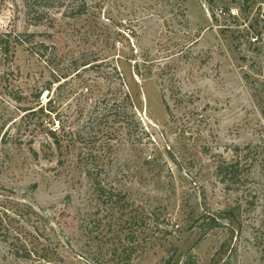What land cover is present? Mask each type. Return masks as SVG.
I'll return each mask as SVG.
<instances>
[{"label":"rangeland","instance_id":"rangeland-1","mask_svg":"<svg viewBox=\"0 0 264 264\" xmlns=\"http://www.w3.org/2000/svg\"><path fill=\"white\" fill-rule=\"evenodd\" d=\"M87 1L74 19L0 0V37L13 47L9 56L0 47V204L33 206L43 236L27 240L49 257H21L17 241L0 236V264H118L123 247H133L130 264H160L175 251L177 264H264V49L241 50L244 22L219 14L242 0ZM245 2L248 23H258L264 0ZM54 73L66 77L47 91ZM102 97L112 110L95 108ZM50 98L54 125L38 109ZM237 158L249 171L229 189L216 166ZM87 170L143 220L120 221ZM229 208L239 221L201 230L204 214Z\"/></svg>","mask_w":264,"mask_h":264},{"label":"trees","instance_id":"trees-1","mask_svg":"<svg viewBox=\"0 0 264 264\" xmlns=\"http://www.w3.org/2000/svg\"><path fill=\"white\" fill-rule=\"evenodd\" d=\"M25 6L30 10L37 11V14L40 13L41 17L43 15H47L50 12L51 8H56V10L63 11L62 15L70 18H80L87 14L89 11V3L87 0H23ZM43 44V43H42ZM43 46H47L43 44ZM0 47L3 50V52L9 56V54L12 53V43L10 41V38L7 34H4L0 37ZM149 71H145L141 73L139 70H137V75H141L143 78L144 76L148 75L152 72V64L148 66ZM114 75L120 77L121 73L118 68V65H113V72ZM55 80L48 83V85L45 87L47 91H51L53 89V84H56L57 88L61 87V80L62 78H65V74L62 75L60 73H54ZM41 96V93L38 95V97ZM126 101L128 104H132V95L130 91L126 93ZM17 101H21L22 97L21 95H17L14 97ZM107 98H103L98 100L95 104V108H97L99 105L104 104V108L106 110H112L115 104L107 105ZM49 105L43 104L41 102L38 103L39 110L43 111L49 119L50 122L52 121L53 125L55 124L56 118H52L55 114V116H58V112L55 111L51 107L52 98L49 99L47 102ZM109 104V103H108ZM37 109V110H38ZM24 111H30L35 112L34 107H25L23 109ZM109 113H102L101 115L97 116V120L108 118ZM59 117V116H58ZM59 123L61 120L59 119ZM57 128L53 127L51 128L47 133L49 136L53 137V140L51 141L52 144H55L57 148L63 147L64 141H62L58 137ZM249 171V165L244 164L241 162L239 158H237L236 162H227L222 161L219 162L216 166V175L219 178V180L223 183H226V187L231 189L234 188L237 184H243L247 178V174ZM88 179L91 181V185L93 187V191L96 195V198L99 201H103L107 204H109L110 208L118 209L121 211V220L123 221L125 217V223L126 226L129 225H135L139 224L141 222V217L137 215H133L132 213L128 212V206L130 202L127 199V195L123 193L122 191L114 188L111 183H109L106 179V177H103L100 173H93L90 170L86 171ZM236 208H229L224 211H219L217 213H206L202 217V231L204 233H207L215 228H218L220 226H223L224 224H228L229 226L233 225L236 221H239L236 216ZM238 213V212H237ZM145 220V219H144ZM40 214L33 208L32 205L28 203H19L18 201H7L5 203L0 204V236H3L4 240H7L8 238L16 240L17 243V251L16 253L19 254L21 257L31 258L33 255H35L38 258H49L48 255H44L40 253V250L37 249L38 243L30 244L29 242H32L33 240L39 241L40 238L43 236V233L40 228ZM195 226V225H193ZM139 227V226H138ZM137 230L129 231L127 234V238L129 239L130 243H133L135 241V238ZM26 238V239H25ZM28 239V240H27ZM30 244V245H29ZM132 246V245H128ZM20 250L22 253H20ZM42 252L45 251V248H41ZM132 251L133 247H123V249L120 252H116L117 255L121 254V260H124L122 263L118 264H130L131 257H132ZM179 260V255L177 251L172 253L166 260H164L160 264H177ZM109 262V261H108ZM100 262L96 264H111L110 262ZM194 260L190 256L189 257V264H193Z\"/></svg>","mask_w":264,"mask_h":264},{"label":"built area","instance_id":"built-area-1","mask_svg":"<svg viewBox=\"0 0 264 264\" xmlns=\"http://www.w3.org/2000/svg\"><path fill=\"white\" fill-rule=\"evenodd\" d=\"M249 3V1H247ZM245 0H242L236 6H232L229 9H225L221 7L219 9V14L221 17L227 15L232 19H241L242 22L238 26V30L236 32V36L238 38L239 48L243 51L248 50H262L264 49V4L259 5L260 7V25L258 23H248V18H246L243 14L248 7ZM257 22V21H256Z\"/></svg>","mask_w":264,"mask_h":264}]
</instances>
